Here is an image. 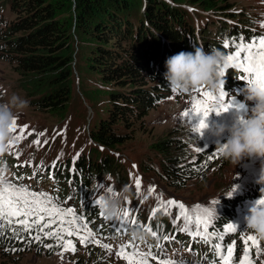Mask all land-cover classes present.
Instances as JSON below:
<instances>
[{
    "label": "trees",
    "instance_id": "obj_1",
    "mask_svg": "<svg viewBox=\"0 0 264 264\" xmlns=\"http://www.w3.org/2000/svg\"><path fill=\"white\" fill-rule=\"evenodd\" d=\"M62 3V0H0L3 10L0 12V61L10 67L17 76L18 85L32 97L31 107L60 116L67 109L73 90L69 21L85 33L89 30L96 41L89 53L88 67L101 82L111 86L107 91L110 111L99 113L98 123H94L91 132V138L102 147L115 148L126 139L119 132L116 121L125 125L130 122L127 132L134 134L149 110L172 93L163 76L166 58L180 51H194L197 46H203L207 52L219 49L227 55L235 52L240 37H244L245 42L257 39L256 26L251 19H244V12L235 9L234 0H72L76 9L69 21L61 19ZM189 7L202 12L194 11L198 16L195 22ZM12 14L14 17L8 19ZM209 25L217 26L216 30L209 29ZM226 42L228 47H224ZM228 82L231 84L230 79ZM39 141V144H45ZM150 145L161 157L170 186L182 187L185 182L204 174L208 165L216 167L226 161L210 157L208 160L200 152L193 153L185 134L177 128L155 137ZM92 148L89 146L88 153L82 152L80 161L79 156L75 159V168L57 163L53 169L45 170L43 168L49 165L46 163L35 167L33 172L22 171L19 177L31 175L29 179L34 185L42 183L54 187L63 184L55 189L57 196L66 197L65 202L76 201L83 216L90 221L88 195L93 186L92 178L109 171L121 175L120 168L116 170L118 161L104 150ZM192 156L198 158L197 162L190 160ZM3 160L14 168L8 164L6 155ZM76 168L80 174L76 173ZM37 175L48 177L36 178ZM233 200L231 204H234ZM242 203L243 200H239L237 204ZM168 224L167 220L159 219L143 228L149 236H153L149 227L161 235L160 240L151 237L153 239L147 242L151 247L163 250L165 235L171 239L178 232L173 230L174 234H167ZM108 231H112L110 227ZM128 233V244L133 246L135 239L131 232ZM37 234L42 235L33 229L31 234L20 231L16 235L6 227L0 235V264H15L24 254L22 248L32 245V235ZM176 236L180 238L182 234ZM191 239L189 235L183 241L189 246V253L197 246V240L192 242ZM137 242L141 245L144 239ZM213 257V254H208V259L199 256L205 261Z\"/></svg>",
    "mask_w": 264,
    "mask_h": 264
},
{
    "label": "rangeland",
    "instance_id": "obj_2",
    "mask_svg": "<svg viewBox=\"0 0 264 264\" xmlns=\"http://www.w3.org/2000/svg\"><path fill=\"white\" fill-rule=\"evenodd\" d=\"M234 1H236L235 9L244 12V15H246L244 19H251L254 26H256L257 32L255 33L264 36V0ZM62 2L63 7L60 9L61 19L72 20L76 9L71 3L72 0H67L66 2L62 0ZM1 9L0 12H3ZM189 10L193 14L194 22L197 21L198 16L194 14V11L202 12L192 9V7H189ZM6 14H8L7 11ZM12 17H14V14L8 16V19ZM69 22H71L70 42L73 51V90L68 107L60 116L47 112L43 113L31 107L30 101L32 97H28L26 91L18 85L17 76L10 67L5 62L0 61V102L6 101L12 94H17L26 99L29 104L18 116L16 130L12 133L15 142L9 147L8 153L14 156L22 155V165H29L35 162L36 164L41 163V167L47 163L49 164L45 167V170H47V168L53 169L52 165L55 161L60 166L73 165L75 168L77 164L75 159L79 156L78 160L80 161L82 152L88 153L89 146H93L92 149H102L105 151L104 153L118 161L116 170L120 168L121 175L118 176L117 173L109 171L101 177L92 178L93 186L89 189L88 195L89 215L92 218L87 221V218L81 213L80 207L76 205V201L65 202L66 197L61 198L53 194L52 191L41 190L40 188L31 190L24 183L15 181L12 173H8L5 183L23 185L29 191L46 194L61 208H71L76 215L82 218L83 223L87 224L89 230L93 232L91 239L99 241V243H81L78 236H65V240L72 241L75 251H63L62 244L57 239L45 237L43 233L41 236L37 234L41 238L38 241H32V245H35V247L32 248V245H26L22 248L24 254L19 256L15 264H127L125 259L116 254L120 246L125 245L127 237V234H120L119 231L127 230L131 232L137 227L143 229L148 223L151 224L154 220L159 219L168 221V231L172 229L178 230L182 234V238L175 237L174 240L176 241L172 239L167 242L168 245H165L166 248L163 250L166 253L165 255H161L159 251L155 254L150 247H143V245L132 246L126 248L125 251L129 253L134 250L141 253L151 252L156 255L157 259L183 260L186 264H222L217 256L211 261L198 260L195 257L196 253L193 252L195 250L193 249L194 247L191 248V255L187 251L189 248L183 250L185 247L183 241L189 235L187 232L180 230L185 226L183 219L176 220L178 215L176 208L170 209L169 213L166 214L159 203L158 197L163 201L173 199L183 203L186 210L192 215L196 214L194 208L197 205L201 209L214 208V217L210 222L209 228L210 230L214 229V233L217 236L224 237L223 241L218 242L223 243L225 248L233 242L236 243V252L232 264H239L240 259L244 255V238L248 235H255L251 230L245 229L243 218L247 213V208L259 198L255 197L256 193L260 192L261 187H264V184L256 183L261 168V159L246 158L235 166L228 161H222L216 167L208 165V169L206 167L203 170L204 174L185 182L182 187L168 185V178L163 169L161 157L152 150L150 145L155 137L164 134L168 130L173 128L181 129L185 134L189 149L193 153L197 152L196 147H198L203 150L200 154L207 157L208 160L209 157L210 159L216 158L218 160L222 158L216 150V143L217 141L224 142L228 135L227 132L220 137L212 136L208 132H205L203 137L198 136L192 129L193 125L198 123L199 115H194L191 118L183 115L184 112L192 108V99L194 97L197 99L201 98L200 94L195 91L186 94L171 93L168 95L167 98L149 110L144 117L142 125L136 126L138 129L134 134L127 132V130H130V122L125 125L120 120L116 121L119 132L126 139L115 148L102 147L99 143H95L91 138V132L94 128V123H98L99 113L106 110L110 111L111 103L108 102L109 94H107V91H109L111 86L101 82L100 78L88 67L87 60H89V53L95 46L96 39L89 30L85 33L83 29L75 27V23ZM216 27L209 25L211 30H216ZM216 35L212 37H216ZM204 51L207 52V50ZM231 74L233 73L222 77L224 80L222 91L226 94L225 103H230L231 107L219 114L215 111L210 112L206 120L209 124L216 122L231 125L237 117L247 118L250 115L249 109L252 102L246 101L244 93L238 91L236 86H228L227 84V79L231 77ZM200 88L203 91H208L204 87ZM227 88L234 89L228 90ZM220 94L214 95L219 97ZM25 125H27L23 133L25 138L17 141L15 137L21 135L19 130ZM28 133L32 134L28 135ZM38 133H44V135L38 136ZM39 139L44 142L47 141V143L37 145L35 141ZM89 158L92 159V156ZM190 160L197 162L198 158L192 156ZM76 173L80 174L77 168ZM137 178L141 182L139 189L136 187ZM67 183L69 182H66V185ZM125 185L131 188L133 194L130 200L123 202V211L120 216H122L124 211L130 212V215L125 218L126 223L121 225L118 219L113 221L105 220L99 213L97 204L94 201L99 199L105 191H108L109 187L118 192ZM152 186H154V191L150 193L149 188ZM232 187L235 188V191L232 197H227L226 195ZM247 197L253 199L242 205L237 204L239 200H245ZM232 199H234V204H231ZM213 201H217V203L213 204ZM130 205H136V209L132 210ZM174 220H176L175 224L173 223ZM95 222L98 223L93 225ZM228 223L237 225L238 232L226 233L224 229ZM131 225L134 226L131 227ZM55 227L56 225H53L51 228L45 229V232L52 231ZM108 227L112 231H108ZM189 227L192 226L190 225ZM118 228L120 229L119 231H117ZM193 231H195L194 227ZM81 235H84V233L82 232ZM146 235H148L147 231ZM160 236L158 232L153 237H157L160 240ZM33 237L34 235H32V239ZM215 237H213L212 242L217 239ZM145 239L149 241L150 236ZM258 239L260 241V252L258 254L257 249L251 247L250 258L252 264H264V239L259 237ZM198 241L196 250L201 246H207L209 251L214 249V247L210 248L209 243L201 241L200 238ZM101 244L110 245L112 251L109 252L101 247ZM135 244H137V241ZM181 254L184 255L181 256ZM157 259L148 257L149 264H157Z\"/></svg>",
    "mask_w": 264,
    "mask_h": 264
},
{
    "label": "snow or ice",
    "instance_id": "obj_3",
    "mask_svg": "<svg viewBox=\"0 0 264 264\" xmlns=\"http://www.w3.org/2000/svg\"><path fill=\"white\" fill-rule=\"evenodd\" d=\"M240 42L235 44V52L230 53L227 56L229 67H238L245 75L244 80L248 84H256L264 88V36L257 38L252 42H245L244 37L239 38ZM227 42L224 47H228ZM196 93L200 94L199 99H192V108L184 112L185 117L191 118L194 115H199V121L193 125V132H200L205 125V120L209 113L215 111L217 114L223 111H227L231 107L230 103H225L226 94L221 91L219 97L208 91H203L201 88L193 89ZM27 125L20 128L21 135L15 137L17 141L24 139V131ZM16 130V122H13L12 132ZM32 133H28L31 135ZM38 136H43L44 133H38ZM35 143L39 145L40 141L36 140ZM47 143V141H45ZM11 146V145H10ZM197 152L203 150L196 147ZM56 162H53L52 167H56ZM135 167V166H134ZM35 175V174H34ZM140 179H136V187L140 188ZM109 192L114 191L111 187L107 189ZM154 191V186L149 188V192ZM162 195V194H161ZM163 210L166 214L169 210L176 208L178 215L176 220L183 219L184 228L181 231L187 232L193 239L200 238L204 243H212L214 236L219 241H223V236H217L216 233L211 232L209 225L214 217V208H203L199 205L195 206V215L190 214L183 203L177 202L173 199L163 201L159 199ZM95 204L99 203V199L94 201ZM216 204L217 201H213ZM132 210L136 209V205H130ZM130 215L129 211H124L122 216L118 218L121 225L126 223V219ZM154 215V213H153ZM176 220L173 223H176ZM14 225H20L22 227H13ZM56 225L52 231L45 232V229L51 228ZM192 227H189V226ZM9 228L14 234L18 235L20 231L28 232L31 234L33 229L44 234L45 237L55 238L61 242L63 251H75V246L71 240H65L64 237L78 236L81 243H99L94 239L93 232L89 230L87 224L83 223L80 216L76 215L71 208L64 209L55 204L50 197L44 193H35L29 191V189L23 185H17L15 183H5L0 180V235L3 234L5 228ZM193 227L195 231H193ZM120 229L118 228L117 231ZM148 231L153 236L156 232L152 231L151 227ZM226 233L238 232L237 225L228 223L224 229ZM84 235H81V233ZM40 236H34V240H40ZM165 240L169 237L165 236ZM175 239V236L171 237ZM244 255L240 259L239 264H252L250 258L251 247L257 249V253L260 252V241L256 235H248L244 238ZM101 247L105 248L109 252L112 251L110 245L101 244ZM127 245H121L119 251L116 253L119 257L125 259L127 264H149L148 257L157 259L156 255L148 252L141 253L139 251H133L131 253L125 251ZM150 247V246H149ZM162 249V246H159ZM216 256L222 262V264H232L234 254L236 252V243L233 242L231 245L225 248L223 243H216L213 245ZM191 250V249H190ZM166 253L161 251V255ZM157 264H186L185 261H175L170 259H157Z\"/></svg>",
    "mask_w": 264,
    "mask_h": 264
},
{
    "label": "clouds",
    "instance_id": "obj_4",
    "mask_svg": "<svg viewBox=\"0 0 264 264\" xmlns=\"http://www.w3.org/2000/svg\"><path fill=\"white\" fill-rule=\"evenodd\" d=\"M164 63V79L170 91L176 94L190 93L200 87L219 94L224 84L222 77L229 68L223 52L215 48L205 52L203 46H197L191 52L180 51L166 58ZM243 93L246 101L252 102L247 118L237 117L231 125L216 122L209 124L206 118L204 127L196 134L203 137L208 132L212 136L220 137L227 132L226 140L216 143L220 156L233 166L246 158L261 159L256 183L264 184V88L246 82ZM28 106V101L17 94H12L6 101L0 102V180L6 181L9 173L3 157L15 142L11 131L13 122H17L19 114ZM234 191L235 188L232 187L226 196L232 197ZM260 193V197L247 208L243 219L246 230H251L257 237L264 239V187L260 188ZM132 195V190L127 185L118 192L105 191L97 204L99 213L107 221L118 219L123 211V202L130 200ZM131 236L143 240L146 232L137 227L131 231Z\"/></svg>",
    "mask_w": 264,
    "mask_h": 264
}]
</instances>
